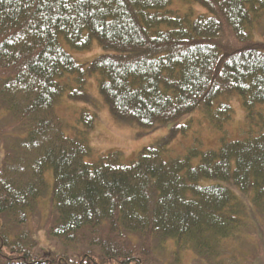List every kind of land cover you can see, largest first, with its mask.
Instances as JSON below:
<instances>
[{
    "label": "trees",
    "instance_id": "trees-1",
    "mask_svg": "<svg viewBox=\"0 0 264 264\" xmlns=\"http://www.w3.org/2000/svg\"><path fill=\"white\" fill-rule=\"evenodd\" d=\"M193 1L208 14L180 13L171 0H0V264H183L187 252L215 264L252 221L263 245L264 132L164 156L189 128L183 116L201 111L224 131L234 94L249 119L264 104V0ZM61 38L77 50L96 39L106 51L85 64ZM65 74L76 80L70 97L84 101L98 74L121 122L175 123L132 162L119 151L89 162L96 114L83 109L85 131L67 133L56 112ZM262 258L251 252L248 264Z\"/></svg>",
    "mask_w": 264,
    "mask_h": 264
},
{
    "label": "rangeland",
    "instance_id": "rangeland-1",
    "mask_svg": "<svg viewBox=\"0 0 264 264\" xmlns=\"http://www.w3.org/2000/svg\"><path fill=\"white\" fill-rule=\"evenodd\" d=\"M169 8L178 10L180 13L191 12L194 17L199 14H208L206 7L193 0H171ZM61 43L76 60L85 64L106 51L96 39L93 41L92 47L87 50L73 49L64 39L61 40ZM98 79V74H92L88 77L84 90L91 96V100L84 101L70 97V89L75 86L76 80L73 74H65L60 80L68 82L70 86L65 91L61 101L56 105V112L67 123L66 130L70 136L82 135L85 131L86 125L81 116L83 109L96 114L94 127L85 133L93 149L92 153L86 157L87 161L94 162L100 156L111 151H119L124 162H132L137 159L139 153L145 147L156 144L157 141L166 136L175 121L159 124L154 128H144L137 123H125L117 120L112 115L109 105L99 91ZM229 102L233 107V118L224 131L216 129L201 111L187 114L178 121L179 123H188L189 128L185 133H180L165 147L164 156L166 158L183 157L194 147L201 150L217 149L223 139H243L264 132V118L261 117V115L264 117V104L258 105L255 117L249 119L238 94H234L229 98ZM1 156L0 143V158ZM198 159L199 157L194 158V163L198 162ZM46 178L49 184V194L40 203L42 214L46 213L51 202L50 195L53 186L51 170L46 171ZM212 182V179L203 180L205 184ZM258 221H260L261 226H264V220L259 216ZM256 228L254 221L248 222L241 234L221 244L219 254L215 258V264H248L250 253H256V251L257 254H262V263H264V248L262 247L264 246V239H262V246L258 244V237L263 233V230L260 229V232L256 233ZM38 236L40 245L44 250L50 251L53 249L54 242L48 239L44 230L40 231ZM168 256L167 254L165 257L168 258ZM182 263L200 264L192 252L183 254Z\"/></svg>",
    "mask_w": 264,
    "mask_h": 264
}]
</instances>
